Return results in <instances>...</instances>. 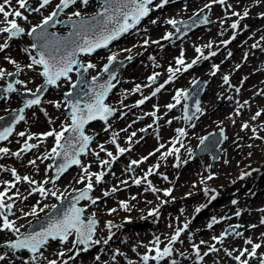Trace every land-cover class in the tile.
<instances>
[{
  "label": "rangeland",
  "instance_id": "374dc122",
  "mask_svg": "<svg viewBox=\"0 0 264 264\" xmlns=\"http://www.w3.org/2000/svg\"><path fill=\"white\" fill-rule=\"evenodd\" d=\"M59 2L60 0H52L39 12L21 9L28 19L27 21L16 19L20 26L25 29V33L14 39L22 40L24 45L14 42V40L8 43L9 47L7 48V50L12 51L4 53L13 54L19 50L20 53H23L26 47H28V51L32 52V43L28 40L27 33L33 26L40 24L44 17L49 16ZM161 2L162 0H158L151 5V16L141 25L132 28L118 43L113 44L98 55L84 59L85 64L92 63L95 65L94 68H90L89 78L98 75L103 70L108 62V56L113 53L119 59L132 57L133 63L119 74L114 91L107 102L116 109L117 115L106 123L95 124V127L88 131L89 133H97L99 136L94 141L92 149L90 148L88 154L81 159V165L87 167L89 173H105L99 187L95 179L92 178L94 189L92 197L99 198L96 205L91 206L90 200L82 203L86 214L95 215L100 219L94 239H99L101 242L106 239L107 230L105 231V228L108 227L109 222H111V226L117 225L121 229L119 233L122 237L118 241H108L109 244H106V248L110 250V253L104 254L103 258L96 259L97 251L101 246L99 243L95 244L96 247L91 253L87 252L78 256L76 260L80 259V262L77 264H143V255H155V251H149V249H154L156 246L153 243L156 237L162 241L159 247L163 249L171 236L174 235L175 230L177 228L182 229L186 223L188 224L187 229L181 232L177 242L172 245L173 255L166 257L163 259L164 261L160 260L159 264H171L172 260H176L177 264H192L196 259L199 261L194 245L199 247L200 255L204 256L202 264H239L234 257L245 248L251 251L252 244L261 245L257 249L256 256L249 257L245 254L241 259H247L248 264H261V261L264 260V235L259 233L256 237L251 238L248 235L252 232L250 230L245 232V228L264 226L262 223L264 220V192H262L264 191V93L260 92L257 96L253 95L256 94L258 86L264 85V23L258 26L256 24L257 19L253 16H244V13L252 4L264 9V3L262 0H226L225 4L211 3V0H169V3L164 4L163 7H156ZM39 3L40 0H29V4H33L32 8L39 7ZM12 5L18 8L16 0H12ZM101 5L102 3L96 0L88 1L87 5L82 0H78L63 13L62 18L75 17L72 14L76 11H79L81 15H91ZM205 5H210V7H205ZM201 9H203L202 12ZM197 12L206 13L209 24L191 35L179 38V32L176 28L167 23L170 19L176 21L187 19ZM233 12L239 13V15H233ZM154 20L156 23H152ZM237 21L238 27L233 29L234 34L229 36L227 44L223 43L222 45V42L217 40L218 33L222 31L223 27L230 26ZM2 26L0 25V27ZM177 27L179 28V25ZM255 27L256 29H253ZM54 30L64 33L69 28L60 25ZM168 33L172 35L165 39L164 37ZM233 36L235 39H232ZM3 38H7V35L0 37V40ZM145 40L148 41L147 44H145ZM159 40L161 41L159 49L150 51L145 58L144 55L141 56L131 49L135 47L134 45L139 44V46L144 45L145 50L148 45H153L154 41ZM209 44L211 47H207ZM254 44L257 47H253ZM220 46L227 49L217 61L211 53ZM197 47L209 50V53L205 55L208 56V59L203 61L204 59L201 58L194 68L183 71V66L177 65L176 59L181 57L183 53L185 64H188L186 54H189L190 49L191 52H195ZM5 64L10 65L6 59ZM213 65L219 66V70L216 71L219 75L210 77L209 71H214ZM161 67H172L173 69L181 67V71L177 72L169 81V74H165ZM33 73L35 71L28 68L22 70L21 79L27 84L20 86L21 90L35 89L38 86L41 81L40 77H38L39 83L35 82L31 86ZM154 75L156 76L155 80L150 81L149 77ZM224 76L229 77L227 84L224 83ZM70 78V80L64 78L59 82L62 91H71L72 83L77 79V74L72 73ZM196 79L209 81L203 97L208 90L213 88V79L217 80V84L224 86L226 97L233 96V103L228 107L229 109H222L221 112L219 110L215 118L209 119L205 123L202 119L200 125L196 121L201 120L199 117L202 110L208 108L210 104L207 101H205L206 104L201 102L200 115L198 114L188 123L184 115V98L180 97V103H176L174 99L177 90L186 91L191 88ZM243 84L247 85L249 96L244 97L239 93H230V91H235L233 86L239 87ZM137 85L140 86L138 91L135 90ZM161 85L165 86V90L161 91L163 88ZM156 88H160V91L153 96L152 93ZM120 92L122 96H120ZM216 92L218 93V90ZM16 95L18 96V94ZM17 96H13L7 103L3 100L4 106L0 113L2 110H8L9 107L13 106V99L18 100L14 105L20 104L21 100L19 101ZM146 97L150 98L145 99ZM203 97L202 101L204 100ZM211 98L214 101V98ZM142 99L145 102L138 105V101ZM245 101L248 103L245 104ZM57 104L60 105L59 108L56 107ZM168 104L175 106L168 109L166 107ZM257 111H261V116L253 120L252 117ZM151 113H155V115H151ZM176 118L178 120L171 122L172 119ZM195 122L198 124L193 130L196 134L190 137V140L178 143L181 136L178 132L169 129V126L172 127L177 124L178 129L189 128ZM245 123L249 125L247 129L242 128ZM70 124L71 118L67 111V99L59 89L53 88L40 106L28 111L24 121L17 126L13 137L6 145L2 146L9 151L8 153H1L0 191H4L8 187L4 183L5 181L16 184L15 188L9 190L8 195L14 191L13 189L15 192L12 194L16 193L17 189L19 192L28 189V186L32 184L23 181V179L17 182L10 170L15 169L21 178L28 176L35 181L38 177L36 173L37 164L44 161L43 157L46 154H51V149L55 146V137H46L43 134L53 130L59 132L62 130V126ZM253 128L256 129L255 133L252 131ZM141 129L145 131H141ZM221 129H224L226 142L221 148L220 159L213 165L210 156L195 159L193 153L200 143V138L206 133L218 132ZM21 132L25 135L20 136L19 133ZM132 133H135V136H132ZM233 133H237L238 137L231 139ZM29 136L32 138L29 139ZM114 136L115 143H112ZM174 140L177 143L173 144ZM99 141L103 144L104 151L101 150ZM26 144H35L37 147L21 152L19 157L13 155V153H19L18 151L23 149ZM166 144L173 147L166 146ZM231 144L232 152L229 155V152L226 153L225 150ZM241 144L242 147L238 148V145ZM117 145L125 148L126 151L119 153ZM235 148H237L238 153L233 151ZM174 149H179V151L175 152ZM108 152H111L116 159L113 160V157L108 156ZM170 152L172 154H168ZM144 157L147 159H142ZM54 158L55 155L52 154L51 162L49 161L51 168L49 167L47 171L48 180L53 179ZM32 160L36 161L35 165L29 163ZM101 161H109L110 163L103 165ZM132 161H142L133 164L136 165L134 171L129 170ZM182 162L186 165L184 171L188 174L182 175L179 173V168L175 169ZM150 169L151 174L149 175ZM81 175H85V173L78 166L60 182L47 183L44 187L56 191L57 195L61 197L70 195L74 193V188L86 187L87 180L84 183H76ZM199 176H201L200 181ZM209 176L213 178L208 179ZM136 179L141 180L139 185L135 183ZM222 180L227 182V186L224 188L220 184ZM122 181L127 183H122ZM202 186H204L203 189ZM214 186L217 187L216 190H213ZM113 188L117 190L113 192ZM152 188L157 189V191L153 192ZM168 189H171L170 195H167L164 204L161 203L163 206L160 207L159 196H166L164 191ZM205 189H209L215 195L220 193L219 202L213 201L211 203L208 209L209 213L213 211L216 203H220L221 206H226L227 210H233L235 218L230 219L229 215L223 214L222 211L204 215L203 209L206 205H202L201 202L207 195ZM199 190L201 194L197 192ZM29 191L27 190L23 195L29 197L26 201L19 198L18 202L14 203L5 198L7 203L14 205L9 219L15 221L20 233L28 229L32 219L43 217L50 211L51 205L60 201L51 195L47 199H43L38 192L28 195ZM105 192H108L109 195L105 196ZM254 196L256 197L251 203L250 198ZM215 199L217 201V198ZM38 201L39 205L37 206ZM233 201H236L234 208L229 205L233 204ZM121 202L128 205L127 210L122 207ZM45 205L48 207H44ZM33 206H37V215L25 216L24 213H30ZM42 207L44 211L39 210ZM198 207H201L199 213L195 212ZM255 208H260V211H253ZM111 209H116V211L110 212ZM157 209L158 211H156ZM237 212L240 214L237 215ZM150 213L153 214L150 215ZM124 216L126 218L122 220ZM213 217H215L216 223L212 222ZM127 224L128 227H126ZM209 224L212 225L211 228L208 227ZM0 226H2V218H0ZM231 227L233 231L227 233V229ZM98 232L100 233L99 236H97ZM237 233L242 235H237ZM222 234L227 236L224 235L222 242L213 239V237H221ZM18 235L7 230L0 231V244L15 240ZM73 239L74 237H69L66 244L59 241L50 242L42 249L44 258L38 259L36 264H48L49 261L53 260L56 261V264L67 262L70 254L74 252ZM247 240H251L252 244L246 243ZM201 241L204 243L202 244ZM212 246L218 251H211ZM61 252L64 253L63 256L59 255ZM181 252L184 253V256L179 254ZM228 252H231L232 255L229 256ZM205 253L207 255H204ZM0 255H5V259L0 261V264H25L24 261L33 264L32 255L22 251L3 248L0 249ZM148 264H157V261L150 259Z\"/></svg>",
  "mask_w": 264,
  "mask_h": 264
},
{
  "label": "snow or ice",
  "instance_id": "6c2138e0",
  "mask_svg": "<svg viewBox=\"0 0 264 264\" xmlns=\"http://www.w3.org/2000/svg\"><path fill=\"white\" fill-rule=\"evenodd\" d=\"M82 2L87 5L88 0H82ZM51 3V0H40L39 7H33L30 8L29 6V0H16L17 7H13L12 0H2L0 2V25H3L0 27V34L7 33V39H12L19 37L20 35L25 33V29L20 26V24L17 22L16 18H19L21 20L27 21L28 17L23 14L21 9L29 12H39L40 9L44 8L46 5H49ZM76 0H60V3L56 5V9L58 11H63V9L68 8L69 5L75 4ZM153 3V0H103V6L102 10L98 12L96 15H94L91 20H80L79 25L73 24V28L77 29V31H74L70 34L68 38H61V37H55L54 39L50 38L53 37L54 34H50L46 31V26L49 24L50 21L53 20L54 17L57 16V11H53L49 16L44 17L43 21L35 25L31 28V30L27 33V35L32 36L36 43L32 44L33 49L38 48V59L35 56L31 57V64H29L27 67L32 68L35 65L42 66L43 71L40 73L42 76L45 77L47 84H56L58 80H60L62 77L66 79H71L69 77V73L73 71V66H77V71L79 69L83 68L84 72H87L88 69L94 68L95 65L92 63H88L85 67L83 64H80L75 57L78 53H86V54H92L97 49L100 48H108L109 44L113 41L118 39L122 34L129 31V29L136 27L137 24L140 23V21L149 15V5ZM169 3V0H162V2L156 7H163L164 4ZM211 3H219V4H225L226 0H211ZM113 5H115L113 7ZM205 7H210V5H205ZM231 7V6H229ZM201 12L203 9L200 10ZM233 15H239V13L233 12ZM75 17H81V13L79 11H76L72 14ZM200 13L197 12L194 14V16L199 17ZM248 13L245 11L244 16H247ZM10 17H13L10 19ZM100 17V19H98ZM243 18V17H241ZM71 19V18H69ZM95 22V23H93ZM201 23H208L209 21L207 18H203L200 20ZM152 23H156V21H152ZM168 24H171L176 30L179 32L180 29L177 27V25L182 24V21H176L174 19H170L167 21ZM193 23H196L195 20H193ZM230 27L232 29H236L238 27V21L233 22ZM39 29V31H38ZM171 33L166 34L164 37L165 39H168L171 37ZM75 36L78 39H72L71 37ZM232 39H235L233 36ZM61 41H64L63 43ZM229 41H223V43L227 44ZM148 41L145 40V44H147ZM154 43H158V41H154ZM8 47L7 42L4 44H0V51H3ZM207 47H211V44L207 45ZM253 47H257V45H253ZM27 51V50H25ZM130 51V50H126ZM197 53H200V56L203 59H208V56H204L202 49L197 47L195 49ZM211 55H216L215 52H212ZM247 55V54H246ZM229 56H231V53H229ZM198 57L197 59H199ZM246 58V56H245ZM9 59L10 63L16 64L15 61ZM108 64L104 66L103 71L108 72L109 71V65H111L116 60V54L113 53L112 55L108 56ZM197 61L193 60L191 63L185 64V61L183 59V53L181 54V57L176 59V64L183 66V71H187L189 68H191ZM19 69V65H16ZM239 67V65H237ZM214 71L212 72V75L216 74V71L219 70L218 65H213ZM181 67H177L173 69L172 67L168 68V72L172 75L169 77V81L175 76L176 72H180ZM4 73L2 70H0V77H3ZM8 75H13L12 73H9ZM159 75V74H156ZM156 76H150L149 80L154 81ZM115 79L114 75H110V78L107 83L103 84H97V77L92 78V86L90 87V91L92 93V102L87 103L84 105V107L80 106L79 100H76L75 102L71 103V124L62 126V130L59 132L56 131H49L47 133H44V136H54L55 137V146L51 149V154H46L43 159H49L52 158V154H54L56 157H62L63 162L57 165L56 167V176L52 180H45L42 184L38 185L35 188H32L28 195H32L33 193L38 192L41 197L47 199L49 195L56 197L58 200L61 199V196L57 195L56 191H52L49 189H46L43 184L47 183H54L55 180H58L61 178V176L68 171V169L72 165H77L82 168V171L85 173V175H81L77 180L76 183H84L85 180H87L86 187L84 189H73V192L78 193V195H75L72 197V204L71 206L63 213L62 217L56 218V219H50V222L47 224L46 227L42 226L40 231H32L27 233H20V229L16 227L15 221H12L9 219V215L11 214V209L13 208V203H7L6 199L11 201L13 199L12 196L8 195V192L11 188H15V183H9L5 181L4 183L8 185V187L4 191H0V218H2V226H0V231H10L13 233L19 234L15 240H11L6 242V247L12 251H18V250H27L29 253L32 254L31 261L33 264H36V261L43 257L42 249H44L50 241H56L58 240L62 244H66L69 241V237H74L72 243L73 247L76 245H83L84 248L82 250H87V247L91 244H99L101 241L99 239H94L95 235V226L97 224V221L93 217L89 218H83V213L85 211L82 207H77L79 202L81 200H90L92 204H96L97 200L99 198H93L89 195L90 191L93 189V183L92 178L95 177L96 183L102 182V178L105 175V173H89L87 170V167L81 165V161L79 160V156L81 154H86L85 149H87L89 141L92 139V137H89L84 134V125L88 123L90 120L93 119H101L107 122L108 117L113 114L115 109L109 107L104 103V99L106 98L108 92L115 87V85L112 83V80ZM224 83L227 84L229 82V77L224 76L223 77ZM16 83H23L22 81H16ZM80 85H84L85 87H88V83L86 80L83 79L81 76V79L79 80ZM78 85L72 84V88L75 89ZM139 85L136 87V91L139 90ZM163 87V85H161ZM16 89L13 87L12 84H8L7 88L4 89L6 92H13ZM39 91V89H37ZM160 91V88H156L155 91L152 93L153 96L156 95L157 92ZM239 91V89H237ZM35 96V93H33ZM67 96L71 97L73 95L72 92H69L66 94ZM78 95H88V92H82ZM188 93L183 90H177L176 96L174 99L176 100V103H180V97L187 98ZM150 97H146L145 99H149ZM145 102L144 99L138 101L139 104H143ZM40 103V99L37 96L35 99L28 100L25 104V107H31L33 105H38ZM248 102L245 101V104ZM175 105L168 104L166 107L168 109L173 108ZM57 108L60 107L59 104L56 105ZM241 107H243L241 105ZM196 111L200 112L201 109L199 107V104L197 103ZM20 112H23V109L20 110ZM239 114V112H237ZM151 115H155V113H151ZM261 116V111H257L255 115L252 117L253 120L257 119V117ZM3 118L0 117V120ZM13 120H16L17 122L19 120H23V115L14 116L12 118ZM186 119H191V117H186ZM169 123H171L169 121ZM194 127V125H193ZM249 125L247 123L242 125L243 129H247ZM71 130V132L75 133L76 135L71 137H65L64 133ZM13 129L12 127H5L2 130H0V140H5L9 135H11ZM141 131H145L144 129H141ZM252 131L255 133L256 129H252ZM177 132L181 137L186 136L187 133L184 129H177ZM20 136H24L25 133L21 132L19 133ZM132 136H135V133L131 134ZM32 137L29 136V139ZM259 138V137H257ZM62 139L65 141L64 144L61 143ZM226 139V137H225ZM129 140H131V137H129ZM208 140V137H201L200 138V144L204 145L205 141ZM112 143H115V136L113 137ZM177 143V141H173V144ZM67 145V146H66ZM183 147V144H181ZM37 147V145L32 144H26L25 148L31 149ZM101 150L104 151L103 145L100 146ZM163 147V145H161ZM58 149H62V151H58ZM117 150L119 153H124L126 151L125 148L119 147L117 145ZM7 148H0V152L2 153H8ZM23 151V149H22ZM175 152H178L179 149H174ZM108 156L113 157V154L111 152L107 153ZM168 154H172L171 152ZM13 155L19 157L20 153H13ZM151 155V154H150ZM39 158V157H38ZM116 157H113V160H115ZM142 159H147V157H144ZM142 161H132L129 165V170L131 169V165L138 164ZM30 164L35 165L36 161L32 160L29 161ZM103 165H107L110 162L109 161H101ZM51 167V166H49ZM13 177L17 182H19L21 179L23 181L29 183V184H35L36 182L31 180L30 177L24 176L20 177L17 175L15 169L10 170ZM149 175L151 174V169L149 170ZM212 176H209L208 179H212ZM243 178V177H242ZM145 179H147V176H145ZM164 179H167V177H164ZM122 183H127L126 181H122ZM135 183L139 185L141 183L140 179H136ZM150 183V182H149ZM117 189L113 188L112 191L115 192ZM152 191L155 192L157 189L152 188ZM209 189H205V193L207 194ZM171 189L165 190V195H170ZM17 197H20L22 200H27L28 196H23L19 190L17 189V192L15 193ZM105 196L109 195L108 192L104 193ZM216 197L215 195L211 196V200H214ZM135 199V197H133ZM233 204L236 203V201L232 202ZM122 207H124L127 210L128 205L124 202H121ZM39 205V201L37 202V206ZM37 206H33L30 213H24L25 216L27 215H37ZM44 207H48L45 205ZM56 205H51V208L56 209ZM203 207V206H202ZM8 210L7 212L5 210ZM40 211H44V208H40ZM116 209H111L110 212H114ZM158 211V209L156 210ZM201 211V207H198L195 209V212L199 213ZM153 213H150V215ZM240 213L237 212V215ZM213 223H216L215 217H213ZM262 223H264V220H262ZM109 229L111 228V222L107 225ZM211 224L208 225L209 228H211ZM188 224H184L183 228H177L175 230L174 235L171 236V238L168 241V244L161 249L159 245L162 243L160 241L159 237H156L155 241L153 242L156 246L154 249H149V251H155V255L149 256L148 254L143 255L142 260L143 264H148L149 260H155L157 261V264H159L160 260L165 259L166 257H171L173 255V247L177 240L179 239L181 232L187 229ZM238 227V226H237ZM254 227V226H253ZM226 234V233H225ZM222 234L221 237H213L214 240H217L218 242H222L224 235ZM237 235H242L241 233H237ZM108 239H111V236L108 237ZM103 243L107 244L108 240L105 239ZM203 244L204 241H201ZM246 243L252 244L251 240H247ZM196 250V256L202 260L203 257L200 255L199 247L194 245L193 246ZM260 244H252L251 251L248 249H243L240 251V254L235 256L234 259L239 262V264H248L247 259H241V257L247 256L249 257H255L257 253V249L260 248ZM211 251H218L214 246L210 248ZM39 254V256H37ZM181 256H184V253H179ZM229 256L232 255L231 252L227 253ZM59 255L63 256L64 253L61 252ZM204 255H207L205 253ZM5 259V255H0V261ZM97 260L100 259L99 256L96 257ZM25 264H28L26 261ZM48 264H56V261H49ZM171 264H177L176 260H172ZM261 264H264V260L261 261Z\"/></svg>",
  "mask_w": 264,
  "mask_h": 264
},
{
  "label": "bare ground",
  "instance_id": "6f19581e",
  "mask_svg": "<svg viewBox=\"0 0 264 264\" xmlns=\"http://www.w3.org/2000/svg\"><path fill=\"white\" fill-rule=\"evenodd\" d=\"M263 1V3H264V0H262ZM247 13H248V16H253L255 19H257L258 20V22H256V24H258V26L259 25H262L263 23H264V9H260V8H258V6H255L254 4H252L251 5V7L247 10ZM218 21V20H217ZM253 29H256V27L255 28H253ZM234 34V30L230 27V26H226V27H223L222 28V31L220 32V33H218V36H217V40H219V41H221L222 42V45H223V41H227L228 39H229V36H231V35H233ZM3 35V34H2ZM197 39H199V37H197ZM201 40V39H200ZM195 41H197L196 39H195ZM5 42H7L8 43V41H5ZM20 44L21 45H23V43L22 42H20ZM161 44V41L159 40L158 41V43H154L153 45H148L146 48L147 49H145L144 50V45L143 46H139V44H137V45H134L135 47H132L131 49L132 50H135L137 53H139L141 56L142 55H144V58L146 57V55L147 54H149L150 53V51L152 52V51H155V50H157V49H159V45ZM191 44H192V42H191ZM140 47V48H139ZM140 49V50H139ZM143 49V50H142ZM226 49L227 48H224L223 46H220L218 49H216V50H213L212 52H215L216 53V55H214V57H215V59L217 60V61H219L220 60V58L223 56V54H225V51H226ZM17 51V50H16ZM192 50L190 49V52H191ZM189 52V54H186V56H187V60L189 61V63H191L193 60H196L197 62L190 68V69H192V68H194L196 65H197V63L199 62V60L202 58L201 56H200V53H197L196 51L195 52H191L190 53ZM202 52H203V55L205 56V55H207L208 53H209V50L208 49H202ZM17 55H20L19 54V52H17ZM21 56V55H20ZM213 56V55H212ZM21 57H23V56H21ZM198 57H200L199 59H197ZM203 61H205V59L203 60ZM161 70H163L164 72H165V74H169V77L172 75H170V73L168 72V67H161ZM210 72V74H211V76L210 77H213V76H218L219 74H215V75H212V70H210L209 71ZM177 73V72H176ZM175 73V74H176ZM220 73V72H219ZM212 86H213V88L211 89V90H208L207 91V93H206V95L203 97V104H206L205 103V101H207V103H209L210 104V106L208 107V108H204L203 110H202V112H201V116L199 117V118H201V120H199V121H196V122H199V125L201 124V122H202V119L204 120L203 121V123H205L206 121H208L209 119H212V118H215V116L218 114V112H219V110H220V112H221V110L223 109H226V108H228V107H230V105L233 103V96H231V97H226V93H225V90H224V86L223 85H221V84H217V80L216 79H213L212 80ZM164 88H165V86L162 88V90H164ZM233 89H235V91H230V93H233L234 94V92L235 93H239V94H242L244 97H247V96H249L248 95V88H247V85L246 84H243V85H241V86H239V87H235V86H233ZM237 89H239V91H237ZM216 90H218V93L216 92ZM260 92H263L264 93V85H260V86H258V88H257V91H256V94H253L254 96H257ZM217 93V94H216ZM117 95H119V94H117ZM120 96H122V94H121V92H120ZM211 97H213L214 98V101H213V99L211 98ZM211 98V99H210ZM210 99V100H209ZM209 101H211V102H209ZM213 101V102H212ZM229 109V108H228ZM176 120H178V118H176V119H172L171 120V122H173V121H176ZM194 123L193 125H194V127H193V125L192 126H190L189 128H182V129H184L185 130V132L187 133V135L186 136H183V137H180V139L178 140V143H180V142H184V141H186V140H190L189 138L190 137H192L194 134H196L195 133V131H193L197 126H198V124L197 123ZM95 126H91V127H89L88 129L90 130V129H93ZM169 129H171L172 131L174 130V131H176L177 132V124H174L172 127L171 126H169ZM238 137V134L237 133H233L232 134V136H231V139H235V138H237ZM241 142H243V141H241ZM101 145H103V144H101L100 143V141H99V146H101ZM166 146H170V147H173V146H171V145H167L166 144ZM239 147L238 148H241L242 147V144L241 145H238ZM237 150V148H235L233 151L235 152ZM226 153H228L229 152V155L231 154V152H232V144L231 145H229L227 148H226ZM237 152V151H236ZM238 153V152H237ZM42 157V156H41ZM40 157V158H41ZM50 159V158H49ZM49 159H46V160H44V161H40L38 164H37V166L36 167H38L37 169H36V173L38 174V177H37V179H35V184H32V185H29L28 186V189H25V190H23V191H20V193L22 194V195H24L25 194V192H27V190H31L32 189V187H37L38 185H40V184H42L46 179L48 180V168H49V166H51V163L49 162ZM184 167H186V165L182 162V163H179L177 166H176V168L175 169H180V171H179V173L180 174H188V172H186V171H184ZM204 171H205V167H204ZM44 172H45V174H44ZM203 173V172H202ZM97 174V173H96ZM70 178V177H69ZM68 178V179H69ZM93 178L95 179V177L93 176ZM201 180V176H199V181ZM260 181V180H259ZM96 182V181H95ZM97 185H98V187H99V185H100V183H96ZM221 187L222 188H224V187H226L227 186V182H225L224 180H222L221 181ZM45 184H43V186H44ZM203 187L204 186H202V189H203ZM216 188L217 187H215L214 186V188H213V190H216ZM221 188V189H222ZM14 191L13 192H15V189H13ZM13 192H10L9 193V195L10 196H12L13 197V199L11 200L12 202H14V203H17L18 202V199L20 198V197H17L16 195H15V193L14 194H12ZM197 192H199L200 194H201V192H200V190L199 191H197ZM262 192H264V191H262ZM260 194V193H259ZM213 195H215V194H213L212 193V191H210V192H208L207 193V195H206V198L201 202V204L202 205H206V206H204V208L205 209H203V214L204 215H208V214H210V213H214L215 211H222L223 212V214H225V215H229V217H230V219H233V218H235V216H234V214H233V210H227L226 209V206H221L220 205V203H216V205H215V207H214V209H213V211H211L210 213H209V211H208V209H209V207H210V205H211V203L213 202V201H215V202H219V197H220V193H218V194H216L215 195V197L217 198V201H216V199H214V200H211V201H209V199H211V196H213ZM258 195V194H257ZM166 197H167V195L166 196H162V195H160L159 196V204H160V207H162L163 205H161V203H163L164 204V202H165V199H166ZM255 197L256 196H254V197H252V198H250V202L251 203H253V201H254V199H255ZM29 198V197H28ZM43 198V197H42ZM43 199H45V198H43ZM26 201V200H25ZM243 204V203H242ZM96 204H91V206H95ZM232 208H234L233 206H236V204L234 205V204H229ZM208 206V207H207ZM260 208H255V209H253V211H260L259 210ZM126 218V216H124L123 218H122V220H124ZM119 219V218H118ZM126 227H128V224H127V226ZM131 228V227H130ZM132 229V228H131ZM248 230H250L252 233H250L248 236H251V238H254V237H256V235L257 234H261V235H264V226H255V227H249V228H245V232L246 231H248ZM105 231H106V228H105ZM119 229H118V226L117 225H113V226H111V228L109 229H107V234L105 235V238L108 240V241H116V239H115V237H118V238H121L122 237V235L119 233ZM109 236H111V239H108V237ZM247 237V236H246ZM246 237H244V238H246ZM101 244H103V245H106L105 243H101ZM107 244H109V242L107 243ZM204 257V256H203ZM78 262H80V260L78 261ZM191 263H192V261H191ZM195 263H197V264H202V260H200L199 259V261H198V259H196L195 260V262H193L192 264H195ZM57 264H60V263H57Z\"/></svg>",
  "mask_w": 264,
  "mask_h": 264
},
{
  "label": "water",
  "instance_id": "95a60500",
  "mask_svg": "<svg viewBox=\"0 0 264 264\" xmlns=\"http://www.w3.org/2000/svg\"><path fill=\"white\" fill-rule=\"evenodd\" d=\"M155 0H153V2H154ZM59 14H60V11H58L57 12V16L56 17H54L53 18V20L52 21H50L49 22V24L46 26V31L48 32V33H50V34H54L53 35V37H50V38H52V39H54L55 37H61V38H68L69 36H70V34L71 33H73L74 31H77L78 30V28L77 29H74V28H72V30L68 33V34H60V33H54V32H52L51 30H50V28L52 27V26H56L57 24H58V21H57V17L59 16ZM92 18V17H91ZM91 18H84V17H81V18H79V19H74V20H67V21H65L64 23L65 24H67V25H72L73 26V24L75 23V24H77V25H79V21L80 20H91ZM94 23V22H93ZM38 31H39V29H38ZM31 38H32V40L36 43V40L31 36ZM72 39H78L77 37H75V36H72L71 37ZM62 43L64 42V41H61ZM36 51L38 52V48L36 49ZM79 54L80 53H78L77 54V56L75 57V59L78 61V59H79ZM129 61V59H125V60H115L111 65H109V71L108 72H105L104 71V73L103 74H101L99 77H97V81H96V83L97 84H103V83H107L108 82V80H109V78H110V75H114L115 76V79H116V76H117V74L125 67V64L127 63ZM81 64V63H80ZM78 73H79V75H80V78H79V80L81 79V76L83 77V79L84 80H86L87 81V83H88V87L86 88V89H84V90H81V85L79 84V81L78 82H76L75 84H77L78 86L75 88V89H73V95L71 96V97H69L68 96V98L70 99L69 100V106H68V108H69V111L71 112V103L72 102H75L76 100H79V102H80V106L82 107L83 105H86L87 103H89V102H92V93H91V91L89 90L90 89V87L92 86V80H87L86 78H85V76H86V73L87 72H84V70H83V68H81V69H79V71H78ZM115 79H113L112 80V83H113V81L115 80ZM206 82L203 84V86H202V88L199 90V91H197L196 90V88H197V86H198V84H196L195 86H194V90L193 91H188L187 93L189 94L188 95V97H187V100H188V104H187V109L189 110L190 109V107L192 106V105H194L195 104V106L197 107V103L199 104V101H200V97H201V95H202V92H203V90H204V87L206 86ZM112 90V89H111ZM110 90V91H111ZM109 91V92H110ZM82 92H88V95L87 96H85V95H78L79 93H82ZM109 92H108V94H109ZM108 94H107V96H108ZM107 96H106V98H107ZM106 98L104 99V102H105V100H106ZM84 107V106H83ZM197 111H196V109H195V113H196ZM22 114V112H19L17 115L16 114H11L10 116H8L5 120H4V122H3V125H2V127H1V125H0V130H2L3 128H5V127H12V129H14V127H15V125H16V123H18L16 120H13L12 118L14 117V116H19V115H21ZM115 113L113 112V114L112 115H114ZM111 115V116H112ZM110 117V116H109ZM99 118H97V119H93V120H90L88 123H86L85 125H84V130H85V128L89 125V124H92L93 122H95V121H97ZM13 132V131H12ZM84 134H85V132H84ZM74 135H76L75 133H73V132H71V130H69V132H68V135L66 136V138L67 137H71V136H74ZM86 135V134H85ZM10 136V135H9ZM8 136V137H9ZM92 138H93V136H92ZM92 140V139H91ZM90 140V141H91ZM2 140H0V142H1ZM90 141H89V144H90ZM65 143V141H63V143L62 144H64ZM89 144H88V146H89ZM220 145V142H218L217 143V147ZM67 146V145H66ZM60 151H62V149H60ZM85 152H86V149H85ZM206 152H209V150L208 149H203L202 150V152L201 153H206ZM217 155H218V149L216 150V151H214V156H215V158L217 157ZM63 162V160H62V157H57V160H56V167H57V165H59L60 163H62ZM73 166V165H72ZM71 166V167H72ZM70 167V168H71ZM55 172H56V169H55ZM65 174V173H64ZM63 174V175H64ZM62 175V176H63ZM61 176V177H62ZM78 195V194H77ZM75 196V195H74ZM71 204H72V198H69V199H64L63 200V203L61 204V205H58L57 207H56V209H54L48 216H47V218L45 219V220H41V221H39V220H37L36 222H34V224H33V226L31 227V229H30V231L29 232H32V231H40L41 230V227L42 226H44L45 227V225L46 224H48L49 222H50V219H53L58 213L59 214H63L70 206H71ZM96 220V219H95Z\"/></svg>",
  "mask_w": 264,
  "mask_h": 264
}]
</instances>
